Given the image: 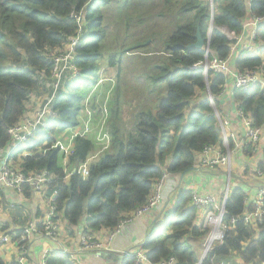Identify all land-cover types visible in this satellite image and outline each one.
Instances as JSON below:
<instances>
[{"label": "trees", "instance_id": "obj_1", "mask_svg": "<svg viewBox=\"0 0 264 264\" xmlns=\"http://www.w3.org/2000/svg\"><path fill=\"white\" fill-rule=\"evenodd\" d=\"M111 12L117 15L112 22ZM76 16H80V22ZM248 17L264 19V0H0V161L2 150L12 144L9 130L21 125L30 114L32 96L43 97L45 102L53 95L54 57L78 39L74 63L81 72L79 80L63 79L52 103L58 117L10 161L25 175L47 171L52 176L41 193L68 226V236L74 237L73 229L90 238L99 231L114 233L148 204L164 174L180 181L184 173L198 168L205 148L222 142L219 118L224 119L221 107L226 78L214 72L205 76L195 65L205 61L206 55L210 60L226 59L235 40L222 30L239 36ZM198 30L209 46L208 54L187 48L196 42ZM128 37L133 44H125ZM109 38V43L122 41L120 51L125 55L146 50L148 41H156L155 58L164 62L157 65L154 80L165 84L167 93L154 108L135 113L132 130L126 135L113 104L110 151L91 162L89 176L83 179L72 171L95 153L93 138H75L65 165L62 148L66 145H60L59 133L69 131V142L79 127L84 92L98 78L100 60L106 56L104 43ZM256 40L264 44V20L257 27ZM116 59H111L110 66ZM236 70L264 76V60L244 51L236 61ZM233 101L242 112L238 116L259 130L262 140L264 87L237 88ZM251 148H244L247 156ZM22 192L27 200L34 198L35 192L28 186L24 185ZM246 202L243 188L230 190L225 204L228 229L224 241L203 258L208 232L192 205V191L185 189L174 207L157 218L162 228L130 251L120 264H144L136 257L139 251L146 254L148 264L170 258L178 263L217 264L218 259L233 254L245 264L263 263L264 223L254 227L239 222L230 228L233 218L252 210L246 208ZM43 221L37 222L40 231ZM20 229L23 232L24 227ZM0 264L17 263L6 262L0 254ZM46 264L75 263L69 254L53 251Z\"/></svg>", "mask_w": 264, "mask_h": 264}, {"label": "built area", "instance_id": "obj_2", "mask_svg": "<svg viewBox=\"0 0 264 264\" xmlns=\"http://www.w3.org/2000/svg\"><path fill=\"white\" fill-rule=\"evenodd\" d=\"M246 1L248 3L251 2V0ZM75 19L78 22L81 20L80 16H76ZM263 20V18L251 17L247 23H244L243 34L246 30L252 29L253 31L251 32L250 39L252 41H256V30L258 25L261 24ZM225 34L230 39L235 40V44L231 47V54L223 60L212 58L207 63H204V61L200 62L195 65V68L203 69L205 76H207L209 72L222 74L226 78V85H228L230 80L233 79L237 88H241L243 90H247L254 85L264 87V76H262L259 72L254 71L240 73L232 70L230 62L240 35L235 36L227 30L225 31ZM77 44L78 39L73 40L67 51H60L54 57L52 71V77L54 79L53 95L50 98H46L45 102H43L33 114H28L21 125L9 130L12 144L10 148L2 150L0 161V187L5 191H12L21 195L23 193V186L25 185L33 189L35 192L34 194L42 195L41 192L43 189L53 180L52 176L47 171H43L39 174L25 175L20 170L13 168L10 160L12 155L18 154L22 149H26L30 140L35 135L44 132L48 128L49 123L52 120H56L58 117L57 112L52 108V103L60 89L61 84L63 83V79L67 76L70 82H76L81 76L79 68L74 63L76 57L75 47ZM249 47L250 46H247L246 49H249ZM94 92L95 89H93L83 101L84 109L79 120V127L72 132L69 146L62 150L64 154L71 152L73 142L77 137H94V144L97 145V151L89 156L88 159L80 165L78 169H76V173L83 179L89 176V166L91 162L109 152L111 147V133L110 129H108L110 113L108 112L107 107L104 106L102 110L104 116L99 121L96 119L93 108L95 102L92 97ZM212 99H210V102H212ZM238 115L241 116L242 112L239 111ZM219 122L222 131L221 148L219 149L216 148V146H211L205 148L202 152L201 164L208 169H213L217 166L227 164L230 166L233 151H237L242 147L237 133L231 126L230 120L219 118ZM245 127V144L246 146L250 145L252 147L251 150L254 152L257 150L256 146L260 143L259 130L251 128L250 124L246 121ZM64 164L66 165V159L64 160ZM261 175L262 172L258 171L257 176ZM69 176L70 173L67 174V177ZM169 181H172L170 175L164 174L155 191V194L150 198L148 204L141 210L137 211L131 218L123 222L120 227L115 230L114 235L130 225L139 222L144 216L150 215L151 213L161 212L166 203V196L164 194L165 185ZM174 184H176L175 181ZM172 190L173 186L170 188L171 192ZM227 198L228 193L225 195L221 204H219L216 198L212 195H198L194 192L192 193V205L196 207L198 211L201 210L205 213L203 227L207 230L208 235L207 240L204 242L205 251L203 258H205L209 252H212L216 246L221 245L224 241V237L228 229L224 223L225 204ZM49 206V212L44 218L42 224L43 229L41 231L38 228L39 224L35 222L28 223L27 226L24 227L23 232H21L20 228L8 227L6 229V226L0 225V250L3 246L13 243L19 250V256L16 260L17 264H27L29 246L31 241L36 236H41L46 239H55L59 230L60 219L57 215V209L53 205ZM239 222H243L247 226L262 225L264 223V187H260L257 190L252 210L245 213L241 217L233 218L230 223V228H234ZM79 232L83 251L81 254V262H78L74 255L69 251L64 249L61 252L69 254L75 264H99L94 256H96V254L99 256L102 245L98 243L97 240L84 236L81 230ZM89 240L92 241L89 242ZM49 253L50 252L47 251L45 253H41L43 264H46V259ZM124 255L128 256L129 252H126ZM136 257L140 263H149L146 254L142 251L137 252ZM176 263L177 262L174 258H170L169 260L162 261L158 264ZM262 264H264V262Z\"/></svg>", "mask_w": 264, "mask_h": 264}, {"label": "crops", "instance_id": "obj_3", "mask_svg": "<svg viewBox=\"0 0 264 264\" xmlns=\"http://www.w3.org/2000/svg\"><path fill=\"white\" fill-rule=\"evenodd\" d=\"M250 17L246 18L244 23H247ZM253 30H246L244 34L240 35L238 43L233 51L231 59V68L236 70V61L240 53L248 51L251 54L261 56L264 60V44L259 41H252L250 39L251 32ZM242 37V38H241ZM250 46L249 49H246ZM237 89L236 83L233 79L229 84L224 87L222 95V107L223 118L228 119L231 122V126L237 133L242 147L233 151L231 155L230 166L221 165L213 169H208L202 166V154L199 156V166L193 172L185 175L183 179L175 180L171 177L172 181H169L165 185L164 194L166 196V202L169 204L165 208V205L161 212L152 216L147 215L140 219L139 222L130 225L129 227L114 233H108L105 231H99L93 233L92 239H95L102 245L101 253L106 252L108 254L122 255L125 257L126 252L132 251L136 246L143 244L146 239L156 234L162 225L157 224L158 217H162L168 208L172 209L176 203L179 194L185 189H189L192 193L198 195H212L216 198L217 202L221 204L225 195L235 188H243L247 193L246 208L253 206L257 190L260 187H264V128L262 129L263 135L259 145L256 146L257 150L252 151L251 155L247 156L244 152L245 144V121L238 116V109L233 101V91ZM94 141V137L91 136ZM66 146L69 142L66 138ZM63 145V146H65ZM73 146V145H72ZM222 142L216 145V148H221ZM65 148H62L64 150ZM65 154L64 160L67 158ZM261 171L262 175L257 176V172ZM174 180L177 184H174ZM182 181V183H180ZM173 186L172 192L170 188ZM172 197V198H170ZM166 204V203H165ZM48 201L43 199L41 194H35L34 198L27 200L23 195L17 194L12 191H5L0 187V225L21 228L27 226L28 223H39L43 221L49 212ZM200 222H204V212L199 210ZM202 219V221H201ZM27 220V221H25ZM256 226V225H252ZM154 229V234L151 231ZM68 226L60 219L59 230L55 239H46L41 236H36L30 243L29 256L27 258V264H43L41 253L47 252H61L67 250L74 255V257L81 262V254L83 253L81 247V239H79L80 232L73 229L74 237L67 234ZM114 235V236H113ZM0 254L4 257L8 263H15L19 256L18 248L9 243L2 247ZM93 254V253H92ZM99 264H119L118 261H109L107 258L94 256ZM219 260V259H218ZM217 264H245L235 254L228 258H224L218 261ZM77 264V263H76ZM262 264V263H255Z\"/></svg>", "mask_w": 264, "mask_h": 264}, {"label": "rangeland", "instance_id": "obj_4", "mask_svg": "<svg viewBox=\"0 0 264 264\" xmlns=\"http://www.w3.org/2000/svg\"><path fill=\"white\" fill-rule=\"evenodd\" d=\"M115 16L117 15L114 12H111L109 15V20L112 22L115 19ZM109 20L108 22H110ZM158 31L162 33V28H158ZM222 31L225 33L226 30L223 29ZM109 40L110 38L104 43L106 45V56L100 60V71L98 73V78L92 86L86 88L83 96L85 100L88 94L93 89H95V92L92 95L93 101L95 102L93 105L95 117L98 121L101 120V118L104 116L102 111L103 107L106 106L108 112L110 113L108 129H110L111 120V130L113 125L111 108L114 104L115 110H118L117 118L121 117V121L126 127V135L132 130L130 125L135 122L136 112H140L141 110L148 108H154L161 99L165 98L167 93L166 85H161L158 80H154V78L158 76V70L156 69L157 65L163 63L164 61L155 58V54L157 53L153 52L157 48L156 41H158V37L154 43H152L151 40L148 41L147 44H149V47L144 48L146 50H142L141 52L133 50L134 53H131L132 55L121 54L120 48L123 46L122 41H119L118 43L112 41L109 43ZM125 44H133V39L128 37ZM206 53L208 54L207 51ZM113 57H116L117 59L116 62H114V66H110L109 63ZM209 60L210 59L208 55H206L204 63H207ZM32 97L33 98L29 108L30 114H33L43 102V97L37 98L35 95ZM208 98L209 100L212 99L211 97ZM210 104L215 110L216 114H218L219 112L213 99ZM67 132L69 131L59 133L61 134L59 136L60 145H62V142L63 145L66 144V138L68 137ZM95 148L96 152L97 145H95ZM159 184L156 186V189ZM155 191L153 195L155 194ZM151 233L154 234V229L151 231ZM206 240L207 237L205 241ZM90 241L92 240H89V242ZM204 251L205 248L203 249V254Z\"/></svg>", "mask_w": 264, "mask_h": 264}, {"label": "water", "instance_id": "obj_5", "mask_svg": "<svg viewBox=\"0 0 264 264\" xmlns=\"http://www.w3.org/2000/svg\"><path fill=\"white\" fill-rule=\"evenodd\" d=\"M188 49H198V50H205V51H209V46L205 45V40L202 38V35L200 33V31H197L196 34V42L194 44H190L188 47ZM77 172L76 169H74L72 171V174L75 175ZM186 175V173L183 174L182 178H184ZM170 201V200H169ZM169 201L166 202L165 204V208L167 207V205L169 204ZM147 241V239L145 240V242ZM144 242V243H145ZM143 243V244H144ZM99 256L105 257L107 258L109 261L113 262V261H118L119 264L122 262L123 260V256L122 255H116V254H108L106 252L100 253ZM176 264H186V263H176Z\"/></svg>", "mask_w": 264, "mask_h": 264}, {"label": "clouds", "instance_id": "obj_6", "mask_svg": "<svg viewBox=\"0 0 264 264\" xmlns=\"http://www.w3.org/2000/svg\"><path fill=\"white\" fill-rule=\"evenodd\" d=\"M209 52V51H208Z\"/></svg>", "mask_w": 264, "mask_h": 264}]
</instances>
